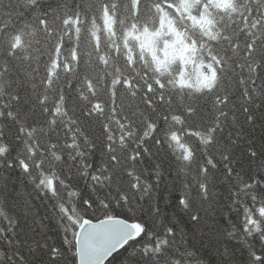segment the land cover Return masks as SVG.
<instances>
[{"label":"trees","instance_id":"trees-1","mask_svg":"<svg viewBox=\"0 0 264 264\" xmlns=\"http://www.w3.org/2000/svg\"><path fill=\"white\" fill-rule=\"evenodd\" d=\"M32 1L0 0V264H75L78 215L144 226L105 264H264V0H198L201 27L171 14L182 36L139 65L149 95L114 97L106 63L124 72L171 0ZM105 11L116 44L91 33Z\"/></svg>","mask_w":264,"mask_h":264},{"label":"water","instance_id":"water-1","mask_svg":"<svg viewBox=\"0 0 264 264\" xmlns=\"http://www.w3.org/2000/svg\"><path fill=\"white\" fill-rule=\"evenodd\" d=\"M84 233L80 238L76 239V253L78 264H91L95 258L99 256V260L101 257H106L108 252L113 248V246L117 245L116 241L108 242L101 246L99 238L91 239V236L86 237Z\"/></svg>","mask_w":264,"mask_h":264},{"label":"rangeland","instance_id":"rangeland-1","mask_svg":"<svg viewBox=\"0 0 264 264\" xmlns=\"http://www.w3.org/2000/svg\"><path fill=\"white\" fill-rule=\"evenodd\" d=\"M175 41H176V39H174ZM106 57H108V55H106L105 56V58ZM104 58V59H105ZM98 60H99V62H100V64H101V67L102 66H104V60H102V58H101V56H99V58H98ZM116 62H112V63H106V66H111V72H112V76H114V75H117L118 74V76L116 77V79H114V80H111L112 81V84L115 86V88H117L118 90L122 87V85H121V83H120V78L121 77H125L126 79L128 78V76H127V74H123L122 72H120L119 70L121 69V67H123V63H119L118 65H117V67L116 66H114V64H115ZM94 68H97V67H93V69ZM93 69H88L85 73H86V75L87 76H89V77H91L92 75H93V77L96 75L95 73L93 74ZM63 71L65 72V74L66 75H69V71L66 69V67L64 66L63 67ZM118 72H120V73H118ZM71 73V72H70ZM70 75H72V73L70 74ZM71 77V76H70ZM69 77V78H70ZM68 78V79H69ZM67 79V80H68ZM71 90V89H70ZM98 112H100V111H98ZM90 121L94 124V125H97V123H98V120H96V118L94 119V118H91L90 119ZM3 154V153H2ZM4 159H7L5 156L4 157H2L1 158V160H0V168L1 167H3L2 166V164H1V162H2V160H4ZM90 166H93V165H91L90 164ZM105 168H107V169H109V170H106ZM104 170H105V173H104V175L103 176H111L112 174H114L115 172H116V169L114 168V167H112V166H108V165H106L105 164V166H104V168H103ZM1 214V213H0Z\"/></svg>","mask_w":264,"mask_h":264}]
</instances>
